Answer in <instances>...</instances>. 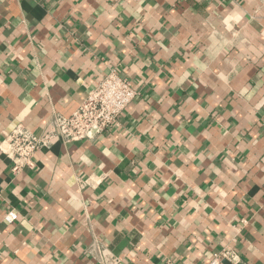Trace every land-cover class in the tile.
<instances>
[{
    "label": "clouds",
    "instance_id": "1",
    "mask_svg": "<svg viewBox=\"0 0 264 264\" xmlns=\"http://www.w3.org/2000/svg\"><path fill=\"white\" fill-rule=\"evenodd\" d=\"M133 262L264 264V0H0V264Z\"/></svg>",
    "mask_w": 264,
    "mask_h": 264
},
{
    "label": "crops",
    "instance_id": "2",
    "mask_svg": "<svg viewBox=\"0 0 264 264\" xmlns=\"http://www.w3.org/2000/svg\"><path fill=\"white\" fill-rule=\"evenodd\" d=\"M25 8H27V5L25 4V5H23ZM255 191V190H254ZM13 203L15 204L16 203V201L15 200H13ZM133 264H134V262H133Z\"/></svg>",
    "mask_w": 264,
    "mask_h": 264
}]
</instances>
